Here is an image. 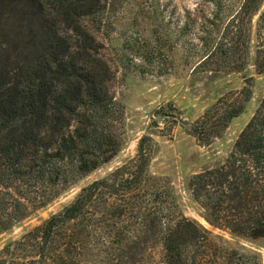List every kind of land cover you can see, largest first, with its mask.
Segmentation results:
<instances>
[{
	"label": "trees",
	"instance_id": "16d2710c",
	"mask_svg": "<svg viewBox=\"0 0 264 264\" xmlns=\"http://www.w3.org/2000/svg\"><path fill=\"white\" fill-rule=\"evenodd\" d=\"M212 5L197 37L199 71H264V0ZM102 0H0V234L117 154L123 111L96 42ZM227 10L228 14H225ZM217 39H215V34ZM252 77L190 124L208 145L244 111ZM148 134L133 155L82 186L38 225L7 240L0 264H261L184 215L169 182L149 172ZM192 199L214 227L264 237V93L218 164L192 173Z\"/></svg>",
	"mask_w": 264,
	"mask_h": 264
},
{
	"label": "rangeland",
	"instance_id": "374dc122",
	"mask_svg": "<svg viewBox=\"0 0 264 264\" xmlns=\"http://www.w3.org/2000/svg\"><path fill=\"white\" fill-rule=\"evenodd\" d=\"M106 4L96 42L113 72L111 90L123 111L124 143L108 161L75 180L65 191L43 207L0 234V249L11 238L38 225L68 204L80 188L107 174L133 155L137 140L150 135L154 154L149 172L169 182L185 216L194 219L225 245L255 251L264 264V237L235 235L208 223L201 207L186 187L188 177L224 160L234 140L249 120L264 93V71L257 72L251 50L241 71H199L204 52L198 44L203 16L212 5L202 0H102ZM240 0H225L236 7ZM228 14L227 10L224 12ZM215 34V39H217ZM252 77V95L245 109L234 117L210 144H200L190 124L223 93L239 90Z\"/></svg>",
	"mask_w": 264,
	"mask_h": 264
}]
</instances>
